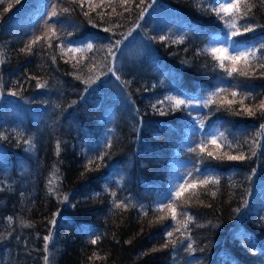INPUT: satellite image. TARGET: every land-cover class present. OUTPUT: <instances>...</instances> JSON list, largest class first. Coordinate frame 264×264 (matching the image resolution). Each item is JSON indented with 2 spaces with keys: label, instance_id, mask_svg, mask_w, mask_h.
Masks as SVG:
<instances>
[{
  "label": "trees",
  "instance_id": "1",
  "mask_svg": "<svg viewBox=\"0 0 264 264\" xmlns=\"http://www.w3.org/2000/svg\"><path fill=\"white\" fill-rule=\"evenodd\" d=\"M152 1L0 4V137H7L0 139V264H10L6 253L15 264H44L45 255L49 264H264V115L255 108L264 102V27L239 36L247 43L240 51L256 55L250 67L236 65L248 75L229 76L203 51L224 30L209 11L217 0H158L175 15L151 28ZM250 2L257 6L244 22L264 25V5ZM53 6L58 15L49 19ZM171 19L184 34L167 29ZM142 23L147 51L124 60L112 78V46L121 40L119 51L126 49L124 37ZM48 26L56 36L24 50ZM89 43L92 50L61 51ZM212 92H219L214 103L194 104ZM169 96L191 104L176 108ZM232 99L229 108L224 101ZM185 181L198 187L173 205V221L159 209ZM120 201L127 207L117 208ZM181 213L192 217L187 229Z\"/></svg>",
  "mask_w": 264,
  "mask_h": 264
},
{
  "label": "snow or ice",
  "instance_id": "2",
  "mask_svg": "<svg viewBox=\"0 0 264 264\" xmlns=\"http://www.w3.org/2000/svg\"><path fill=\"white\" fill-rule=\"evenodd\" d=\"M4 0H0V4H3ZM15 3L18 4L20 3V0H15ZM260 4L264 5V0H260ZM82 6V5H80ZM257 5L255 3H251L250 0H217V6H214L212 8L209 9V11L213 12L220 20L224 21V25L225 27L229 30L228 34L225 35L222 38H216L213 45L211 47H206L203 51L209 55L212 56V58L216 61L219 62V66L221 68H224L225 71L227 72V74L229 76L233 75V73H239L240 75H248L247 71H241L239 68H237V64L240 62H243L245 64L246 67H250V65L248 64L249 58H255V51H239L237 48V44L238 41H236L234 38L241 36L245 33L248 32H252L255 30V27H264V25H257V26H253V25H248L245 24L243 26L239 25L238 21L240 19H243L245 16L249 15L252 12V9L255 8ZM11 7H13V4H9L7 8L4 9V11H8ZM63 12H68L69 9L68 8H64L62 9ZM58 15V12L56 10V7L53 6L52 7V11H51V16L49 17V19H51V17H55ZM85 16H88L89 14L87 12L84 13ZM141 19L143 18V10L141 11ZM47 24V21L45 22ZM104 31H109V29L105 28ZM128 35H131V32L128 33ZM56 36V28L54 26H48L47 32L44 33V35L41 36H36L28 45H26V48L24 50L31 52L32 47L37 44L40 41H44V40H51L52 37ZM125 39L127 37H124ZM161 40H164L165 37H160ZM122 43L121 40H117L115 42V44L112 46V48H119V45ZM49 46H51V44L49 43ZM93 45L91 43L87 44L86 49H80V48H61V51H67V52H80V51H85V50H92ZM112 48L109 49V54L110 55H114ZM261 48H264V44H261ZM231 49V51H230ZM53 61H55V56L52 57ZM228 62L229 64H231V67H226L225 66V62ZM0 63H3L2 60H0ZM261 68H264V64L260 65ZM109 71H112V69L110 68ZM77 79H79V77H77ZM117 79H119V77H117ZM39 87H43L44 85H38ZM224 91L223 89H220L219 92ZM219 92H212L209 96V99L206 101H203V104L205 107L208 106L209 103H214L215 100L214 98L217 97L219 95ZM10 95H17L16 92H11L9 93ZM232 97H236L237 96V92L233 91L231 93ZM248 97L245 96L243 98H241V100L239 101V103L241 105H243L244 99H247ZM166 99L170 102H172L173 106L176 108H179L181 105H184L185 107L189 106L191 104V101H185L183 99H178L176 97L173 96H169L166 97ZM224 103H226L229 108H231V106L235 103H237V101L235 99L232 100H226L224 101ZM156 106L153 105V108H155ZM256 109H258L261 113V115H264V102H261L260 104L255 106ZM244 111L249 115V116H253L256 114V112L254 111L253 107H248V106H244ZM239 114V113H237ZM261 130H264V124L260 125ZM221 137H223V134H220ZM259 135V133L257 134ZM0 139H7V137H0ZM26 143L31 144V141L28 140L26 141ZM209 143L216 145L217 149H219L221 147L220 144L217 143V140L215 138L211 139L209 141ZM229 147H231V144L228 145ZM60 148H59V144H57V155L59 154ZM193 151H195V149H193ZM200 152L204 153L206 152V148L204 146H201L200 148ZM207 156L211 157V158H215V159H223L226 158L228 160H244L245 156L243 154L240 155H229L228 153H224L223 156H219L216 155L214 152L208 151L207 152ZM91 163V161H90ZM215 183V180H208V179H203L200 180L198 183L200 185H206L209 183ZM51 183V181H50ZM198 183L196 181H192L191 183H189L188 181H185L184 184H181L176 190L175 192L170 196V200L171 203L164 205L162 208H160V211H165L167 210L170 213L171 219L173 221L177 220V207L173 206L176 204L177 201H181L182 198L184 199H188L190 200L192 198V196L195 195V193H191V195H189L188 197H185V193L190 192V190L192 189H196L198 187ZM111 195L113 197L116 196V193L113 192L111 193ZM213 196H215V193H212ZM65 199H67V197H65ZM115 202V201H114ZM115 206L117 208H126L127 205L124 204L123 201H120L118 203H115ZM235 211L239 212L240 209L237 208ZM181 215H184L187 217L186 221L183 223V228L187 229L188 227V223H190L192 221V217L188 216L187 213H181ZM159 219H164V217H160ZM8 220L11 222L12 217H8ZM50 223L54 224L55 221L52 220L50 221ZM27 226H31V225H27ZM181 229L179 227H177L175 229V231H180ZM167 235L169 237L173 236V232H168ZM188 237H186L187 239ZM99 239V237H97L96 239H93L91 241V243L95 244L97 242V240ZM45 240V246H44V250L45 252L48 251V241L51 240V236H45L44 237ZM130 243V241H129ZM175 244V241H173V245ZM164 247H168L167 244L164 245ZM188 250L191 252L192 251V245L189 243L188 244ZM153 251H156V249H153ZM44 264H49V257L47 255L44 256Z\"/></svg>",
  "mask_w": 264,
  "mask_h": 264
},
{
  "label": "rangeland",
  "instance_id": "3",
  "mask_svg": "<svg viewBox=\"0 0 264 264\" xmlns=\"http://www.w3.org/2000/svg\"><path fill=\"white\" fill-rule=\"evenodd\" d=\"M148 5L149 6L145 12L146 13L145 15L146 17L148 15L149 16L153 15V19L150 24L151 28L155 27L154 25H156V22L160 19H163V17L172 18L175 15L174 12L171 9H169L167 6L159 7L162 5L160 4L158 0H154L152 1V3ZM238 23L241 26L246 24L243 19H240ZM163 24L168 25L167 29H173L178 35L184 34V29L182 25L180 23L178 24L176 20H173V19H171V21L166 20L164 21ZM143 27H144V24L142 23V25H139V27L135 28L132 31L131 35L125 36L127 38L123 39L124 42L130 41L126 49H122L119 51V48H118V50H116L115 57L112 59V67H111L112 71H110L112 78H114L115 76L119 77L120 65L123 63L124 60L125 61L131 60L134 55H141V54H144L145 51H147V48H145V45H144L145 43H143L144 38L141 37V34L143 33ZM228 32L229 30L224 26V30L222 32H218L217 34L212 35L211 40L209 41V45L212 46L216 38H222L225 35H227ZM238 38L239 36L235 37L234 39L238 41ZM246 45L247 43H244V42L239 43L238 41L237 48L240 51L241 48L245 47ZM204 98L205 96L199 97L198 100L194 101V104L196 106H200V103L203 104V101H205ZM4 257L10 259L9 261L10 264H15V258L13 256L10 257V253H6Z\"/></svg>",
  "mask_w": 264,
  "mask_h": 264
}]
</instances>
